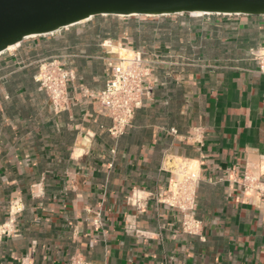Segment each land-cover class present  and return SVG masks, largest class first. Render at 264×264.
I'll return each mask as SVG.
<instances>
[{
	"label": "crops",
	"instance_id": "obj_1",
	"mask_svg": "<svg viewBox=\"0 0 264 264\" xmlns=\"http://www.w3.org/2000/svg\"><path fill=\"white\" fill-rule=\"evenodd\" d=\"M209 16H166L156 23L168 31L148 34L140 25L148 17L133 34L129 17L98 16L0 54V224L11 204L23 205L0 264H69L74 255L95 264H264V195L239 185L245 173L264 183L255 58L264 16ZM121 50L142 56L151 94L114 138L97 96ZM48 58L74 74L60 111L34 80ZM194 128L201 144L187 140ZM182 161L200 177L201 237L184 233L181 212L158 199Z\"/></svg>",
	"mask_w": 264,
	"mask_h": 264
},
{
	"label": "built area",
	"instance_id": "obj_2",
	"mask_svg": "<svg viewBox=\"0 0 264 264\" xmlns=\"http://www.w3.org/2000/svg\"><path fill=\"white\" fill-rule=\"evenodd\" d=\"M255 58L259 62V72L264 75V47L257 50ZM112 67V75L106 82L97 98L102 109L112 118L113 125L109 129L112 137L123 135L131 125L135 112L143 104V99L150 96L151 89L146 85L149 71L139 53L124 59L120 58ZM74 79L72 71L66 69L59 58L41 60L39 71L34 80L39 89L46 92L56 110H63L67 102L68 83ZM171 133L177 134L175 129ZM189 142L201 144L203 131L194 128L187 137ZM188 161H182L175 169V178L167 190L158 195V199L172 208L178 209L182 214V231L192 236H202V223L196 219V191L200 177L196 171H188ZM244 192L264 195V183L255 175L245 173L239 181ZM140 198H135L134 204L139 206ZM23 211L19 202L11 204L9 218L0 224V244L5 237L14 236L16 230V217ZM100 226V220L94 221ZM69 264H95L81 255L71 257Z\"/></svg>",
	"mask_w": 264,
	"mask_h": 264
},
{
	"label": "water",
	"instance_id": "obj_3",
	"mask_svg": "<svg viewBox=\"0 0 264 264\" xmlns=\"http://www.w3.org/2000/svg\"><path fill=\"white\" fill-rule=\"evenodd\" d=\"M264 16V0H0V54L98 16Z\"/></svg>",
	"mask_w": 264,
	"mask_h": 264
},
{
	"label": "trees",
	"instance_id": "obj_4",
	"mask_svg": "<svg viewBox=\"0 0 264 264\" xmlns=\"http://www.w3.org/2000/svg\"><path fill=\"white\" fill-rule=\"evenodd\" d=\"M183 17H188V14H183L181 15ZM193 16V15H192ZM215 15H210L209 17H213ZM112 17V16H109ZM138 17H129V24L128 26H130L131 31L133 32V34L137 31V26H136V21H137ZM146 20L144 22H142L140 25L143 28L142 31H144V33L148 34L151 33L155 28H157L160 32L165 33L167 32V26L165 24L162 25H157V19H165V17H160V18H153V17H148L145 18ZM170 26H168L169 28Z\"/></svg>",
	"mask_w": 264,
	"mask_h": 264
},
{
	"label": "bare ground",
	"instance_id": "obj_5",
	"mask_svg": "<svg viewBox=\"0 0 264 264\" xmlns=\"http://www.w3.org/2000/svg\"><path fill=\"white\" fill-rule=\"evenodd\" d=\"M192 15L193 16H204L203 14H192ZM30 38H34V36L30 37ZM16 46H18V45L11 46L8 50H13L14 48H16ZM120 55H121V58H124V59H127V58L134 56V54L132 52L127 51V50H121ZM193 170H194L193 166L189 163L188 164V171H193Z\"/></svg>",
	"mask_w": 264,
	"mask_h": 264
}]
</instances>
